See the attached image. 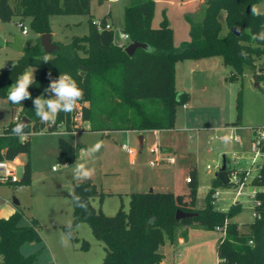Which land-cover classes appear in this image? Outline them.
I'll return each instance as SVG.
<instances>
[{
  "label": "trees",
  "instance_id": "obj_1",
  "mask_svg": "<svg viewBox=\"0 0 264 264\" xmlns=\"http://www.w3.org/2000/svg\"><path fill=\"white\" fill-rule=\"evenodd\" d=\"M264 0H206L194 17H188L191 41L175 48L174 33L165 18L160 27L152 26L156 0H129L125 8L124 33L130 43L140 42L152 46L151 53L138 49L129 56L123 47L115 44L112 29L97 31L91 21L89 35L75 36L71 43H55L59 50L45 63L38 41L24 47L23 57L18 61L25 67L35 69V83L28 91L32 99L21 104L9 105L14 118L0 133V162H13L30 152V140L25 141L11 134V129L23 117L29 120L24 132L27 135L46 133L89 132H134L144 135L150 132L171 131L175 128L177 109L189 102V95L176 89V66L184 61L221 58L224 66L231 70L230 81L243 77L246 69L257 70L258 61L264 57V41L252 39L264 30V15L251 14V6ZM91 0H0V21L17 19L22 23L26 18L38 36L51 34L49 19L56 15H86L90 13ZM249 9V12H248ZM224 18V22L222 21ZM106 24V19H103ZM227 29L223 35L224 29ZM240 30V35L235 34ZM40 40V39H38ZM241 52L247 53L242 57ZM261 70L264 71V68ZM84 72V75L82 73ZM49 73L51 77H49ZM61 73L70 74L84 91L83 100L78 102L71 113H60L54 125H45L36 116L33 100L44 95L51 98L54 93H45L51 80ZM10 71L0 75V98L7 99L11 86ZM264 80V72L255 74V81ZM8 100V99H7ZM239 104L238 121L233 127L241 126ZM80 116V117H79ZM78 120V121H77ZM33 138V137H32ZM82 145L73 146L66 141L60 144V159L73 164L78 158ZM264 154V141L260 147ZM229 174L232 170L227 168ZM243 176V175H242ZM187 193L176 195L172 192L132 193L129 208L121 207L115 216H106L101 209L92 205V200H103L90 179L78 182L73 194L86 202L87 210L76 207L73 200V225L66 229L72 233L82 223L90 226L94 237L104 244L106 256L102 264H162L165 256L160 251L165 244L177 246L179 239H186L189 229H203L217 232L226 225V236L220 237L217 248L218 264H264V164L253 185L260 190L257 198L261 206L256 210L260 218L245 225L241 231L233 219L240 213L241 206L235 205L229 211L214 207L213 195L218 188L228 190L215 178L203 207L197 206L199 176L196 168L188 174ZM32 170L28 161L24 173L17 183L1 184L21 188L31 185ZM178 211L194 216L176 220ZM23 211L18 210L6 219H0V264H39L41 251L24 255L26 245L42 242L35 220L22 224ZM83 249L87 244L82 245Z\"/></svg>",
  "mask_w": 264,
  "mask_h": 264
},
{
  "label": "rangeland",
  "instance_id": "obj_2",
  "mask_svg": "<svg viewBox=\"0 0 264 264\" xmlns=\"http://www.w3.org/2000/svg\"><path fill=\"white\" fill-rule=\"evenodd\" d=\"M187 1L189 0H156L153 28H159L166 18L168 22H171L177 40H183L186 22L181 18V8L185 7ZM192 2L191 5L186 6L190 12L197 6L194 4L197 2L193 0ZM127 4L128 0H114L111 3L91 0L89 14L51 17L49 25L53 42L67 45L75 36L89 35L92 20L100 23L106 19L114 32L115 44L120 45L121 36L124 34ZM257 6L264 12V1ZM222 21L224 22V18ZM19 23L17 19L9 22L0 21V75L2 71H10L23 57V52H18L12 47L16 37L25 40V47L40 42L38 39L42 35L38 36L33 30L29 18L22 21L28 30L27 36H23L18 26ZM226 32L225 28L223 35ZM179 47L176 45L175 48ZM198 61L200 62H180L176 66L177 86L179 90H186L192 100L187 109L183 106L177 109L175 130L162 135L153 132L144 134L145 146L141 154H139V135L134 132L131 134L125 131L110 133L42 132V134L33 136L37 138V141L32 143L30 140V152L18 158L19 166L16 171L17 177L21 179L24 165L29 161L32 170L31 185L21 188L6 184L0 185V218L10 216L15 210L13 202L17 200L24 214L22 224L28 225L33 220L38 224L42 242L26 245L23 249L24 255L28 256L41 251L39 264L103 263L106 256L104 244L94 237L90 226L86 223L74 228L73 238H69V247H64L60 243L61 234L67 235L66 229L74 222L72 200L74 187L78 182L83 181L74 178L73 170L77 163H85L95 170L89 179L97 187L98 192L104 196L102 202L99 198L92 200V205L97 210L101 209L109 217L115 216L121 207L128 210L132 193H147L152 190L172 192L176 195L186 194L188 190L186 178L192 166L197 167L199 176L198 207L205 205L218 168L221 169L224 162H227L231 170L250 169L252 153L249 140L253 139L256 133L264 127V80L255 81V74H261L260 71L264 68V57L258 61L256 71L246 69L243 77L236 82L229 80L231 70L224 66L221 58ZM25 71H34L35 77L33 67H28ZM239 104L241 126L232 128V124L238 121ZM13 120L14 110L7 99L0 98V133ZM227 127L228 129H225ZM225 135H232L241 142L224 143L219 137L222 138ZM62 140L73 146L77 144L83 146L73 164H66L60 159ZM97 141H102L103 147L94 155H88L86 149ZM162 144H169L174 148L175 152L171 153V156L177 161L176 165L151 166L157 157L151 151ZM124 145L135 152L133 163L130 159L131 154L123 150ZM260 162H264V158H261ZM208 166L212 170H208ZM160 172L164 175L162 179L168 183H155L152 185L154 187H148L147 178L154 180ZM167 175L168 177H165ZM255 175L256 170L253 168L252 177ZM250 181L251 179L248 180L241 197L237 198L232 188L228 190L218 188V196L213 201L215 209L227 212L235 206L234 203L238 200L241 211L233 221L239 224L241 231H245L246 224L254 221V204L249 198L253 190ZM69 188L71 193H68ZM191 230H188L186 240L190 237ZM219 236L220 234L216 233L215 236L210 237V240H215L219 244L221 237ZM84 243L87 244L86 249L82 248ZM174 247L167 243L160 249L167 257L166 264H175L172 260ZM183 248L178 247L175 250V262L178 254L183 252ZM209 251L210 253L216 252L213 247ZM197 262L198 264L210 263L209 255L206 256L205 250L198 253ZM212 262L214 263V258Z\"/></svg>",
  "mask_w": 264,
  "mask_h": 264
},
{
  "label": "clouds",
  "instance_id": "obj_3",
  "mask_svg": "<svg viewBox=\"0 0 264 264\" xmlns=\"http://www.w3.org/2000/svg\"><path fill=\"white\" fill-rule=\"evenodd\" d=\"M251 14L254 16L264 15V12L256 5L251 6ZM252 39L264 41V30L253 35ZM152 46L149 45L148 52L151 53ZM242 57H247V53L241 52ZM51 56L46 54L43 61L47 63L50 61ZM34 71H24L22 75L17 77L16 83L11 86L7 99L12 104H21V101L26 99H32L31 93L28 91L29 86L35 83ZM49 77L51 74L49 73ZM45 93H54L51 98H45L44 95H40L33 100L34 110L36 116L40 119V122L45 125H54L57 117L60 113L73 112L78 102L83 100L84 91L79 87L77 81L68 73H61L59 78L51 80L49 86L44 89ZM27 124L23 121L16 123L15 127L11 129V134L19 137L23 140L27 133L24 129ZM42 134V133H41ZM224 143L232 141V135H225L222 138ZM103 147L102 141H97L94 145L86 149L88 155H94ZM94 169L88 167L85 163H77L74 166L73 175L75 179L85 180L91 178L94 174ZM72 200L77 201L76 207H82L87 210L86 202L80 201V197L72 194ZM73 238L72 233L67 235L61 234L60 243L64 247H69V238Z\"/></svg>",
  "mask_w": 264,
  "mask_h": 264
},
{
  "label": "built area",
  "instance_id": "obj_4",
  "mask_svg": "<svg viewBox=\"0 0 264 264\" xmlns=\"http://www.w3.org/2000/svg\"><path fill=\"white\" fill-rule=\"evenodd\" d=\"M100 1H102V2L107 1V2L111 3L114 0H100ZM93 24L96 27L97 31H99V32H101L103 29H111V26H109L107 23L103 24L102 22H100V23L93 22ZM18 26L21 28L23 36H27L28 35L27 28L22 23H19ZM121 41L122 42L119 45L120 47L127 48L130 45L129 44L130 38L125 33L122 34ZM184 108H186V106H184ZM18 120H19V118L16 119V121H18ZM33 136H35V135L34 134L27 135L21 141L28 140V139L32 138ZM219 138L221 139V137H219ZM232 141L237 142V143L241 142L240 139H237L234 136H233ZM263 141H264V127L261 128L260 131L256 133V136L252 139V141L250 143V149H251V153H252L250 169H248V170H232V174L231 175L229 174V178H230L229 184L232 185L231 188L234 190V192H236L237 198L241 197L244 194L243 189L247 186L248 180L251 179L250 184L253 187V190L250 193L249 198L254 204V213H253L254 219L260 218V214L256 210L258 207L261 206V202L257 198L258 194L260 193V190L253 185V181L255 180V178L259 177V173H260L262 166L264 164V162H260V159L264 158V154L261 153V151H260V147H261V144ZM123 150L130 153L131 155H135V152L130 150L126 145L123 146ZM151 153L157 155L155 161L153 163H151V166H155L157 164H161L164 162L171 164V165L176 163V160L174 157H164L161 155L159 145L156 146L155 148H153ZM18 166H19V163L16 162L15 160L13 162L1 161L0 162V182L5 183V182H8L10 180L12 183H17L20 180L16 175V171H17ZM253 168H255V170H256L255 177H252ZM208 170H212V168L210 166H208ZM219 171H220V168H218V172ZM190 181H191L190 178L186 179L187 183H190ZM231 188H229V189H231ZM217 196H218V192L216 190V192L213 195V198L216 199ZM238 203H239L238 200H236L234 204L238 205ZM217 233H219L221 237H225L226 236V225L223 228L218 227Z\"/></svg>",
  "mask_w": 264,
  "mask_h": 264
},
{
  "label": "crops",
  "instance_id": "obj_5",
  "mask_svg": "<svg viewBox=\"0 0 264 264\" xmlns=\"http://www.w3.org/2000/svg\"><path fill=\"white\" fill-rule=\"evenodd\" d=\"M98 1L100 3L102 2L100 0H98ZM193 1L197 2V3H194L197 6L195 7V9L193 11L190 12L186 8V6H189V5H191V3H193L192 0H189V1L185 2V7L184 8H181V12H182L181 18L186 22V25H185L186 26V31H185V33H183V36H182L183 37V40H177L176 35H175V32H174V29L172 27V24H170L171 22H169L170 27L172 28L173 33H174V45H175V47H176V45H179L181 47L183 44L189 43L191 41L190 24H189L187 18L188 17H194V16H196L197 13L204 6L206 0H198V1L197 0H193ZM152 23H154V21ZM24 47H25V43H24ZM24 47H23V49H24ZM186 62H189V61H184L183 63H186ZM197 62H200V61H197ZM260 72L263 73L264 71L261 70ZM177 78H178V73L176 71V89H177V92H179V93H185V94H188L189 95V102L185 105L186 106L185 109H187L188 104L191 102L192 98H191V95L188 92H186V90H184V89L179 90V88L177 86V81H178ZM17 118H19V117L16 115L15 118H14V120L16 121ZM232 128H235V127L232 126ZM225 129H228V127L225 128ZM173 130H175V128ZM173 130H171V131H164V132L155 131L153 133L154 134H157V135H162L163 133H166V132L170 133ZM131 133H133V132H129V134H131ZM251 141H252V138H250L249 142L251 143ZM160 151H161V155L164 156V157H172L171 156L172 155L171 153H174L175 152L174 151V148L172 146H170L169 144L168 145H163L162 144L160 146ZM130 159H131V163H133V161L135 159V155H130ZM15 161L18 162V158ZM161 164H165L166 165L168 163L164 162V163H161ZM176 164H177V161L173 165H176ZM169 165H171V164H169ZM173 165H171V166H173ZM191 168H196L197 169V167H195V166H192ZM163 177H164V175H163L162 172L157 173V176L155 177L154 180L153 179H150V178H147L146 185L148 187L149 186L154 187L152 185H154L155 183L167 184L168 181H166L165 179H162ZM165 177H168V175L165 176ZM154 190H155V188H154ZM13 206L15 207V210L12 211V213L10 214V216L12 214H14L18 210V208H19V206L14 205V202H13ZM0 219H6V218H0ZM216 233L217 232H205V231H202V230H199V229H194V230L192 229L190 231V233H189V236L190 237H188L187 240L186 239L185 240L184 239H179L177 246L174 247V249H172V252H173L172 260L174 261L175 264H198V262H197L198 253L200 251H202V250H205L206 251V256L209 255V261H210L209 264H211V263L212 264H218L219 263V258H218V254H217L218 243L215 240H210V237H212V235L215 236ZM178 247H184L183 248L184 250H183V252H180L178 254V259L175 262V260H176L175 259V250ZM211 247H213V249L215 248V250H216L215 253H214V251H213V253L212 252L210 253L209 250L211 249ZM160 251L162 252V250H160ZM164 256H165V254H164ZM213 258H214V263L212 262ZM166 260H167V257L165 256V259H164V261H163L162 264H166V262H167ZM206 264H208V263L206 262Z\"/></svg>",
  "mask_w": 264,
  "mask_h": 264
},
{
  "label": "water",
  "instance_id": "obj_6",
  "mask_svg": "<svg viewBox=\"0 0 264 264\" xmlns=\"http://www.w3.org/2000/svg\"><path fill=\"white\" fill-rule=\"evenodd\" d=\"M249 12V9H248ZM235 34L237 36L240 35V30H236ZM1 43V41H0ZM24 43L25 40L20 38V37H16L14 44L12 45V47L18 51V52H22L23 51V47H24ZM40 46L43 49V51L47 54H53L56 51L59 50V46L56 45L53 42V37L52 34H44L41 36L40 38ZM138 49H143V50H147L148 49V45L147 44H143L140 42H133L131 43L126 49V53L129 56H133L134 53L138 50ZM25 71V67L22 66L21 64H16L11 70V79H17V77H19L20 75L23 74V72ZM82 75H84V72L82 73ZM258 85V84H257ZM23 122H25L26 124L29 123V120L26 117H23L22 120ZM37 138L33 137L32 138V143H36ZM138 141H139V154H141L144 150V146H145V136L144 135H139L138 136ZM228 168V164L227 162H224L223 167L220 169V171L216 174V178L218 180H220V182L224 185L227 186L230 183V178H229V172L227 170ZM150 192H153L152 190ZM68 193H71V189H68ZM14 205L19 206V202L17 200H14ZM194 216V214L192 213H185L183 211H178L176 214V220H181V219H187Z\"/></svg>",
  "mask_w": 264,
  "mask_h": 264
}]
</instances>
